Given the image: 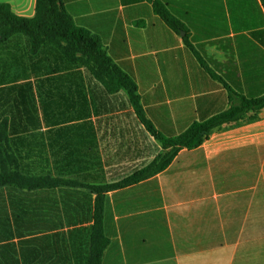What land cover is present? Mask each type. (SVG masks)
<instances>
[{
	"label": "crops",
	"instance_id": "1",
	"mask_svg": "<svg viewBox=\"0 0 264 264\" xmlns=\"http://www.w3.org/2000/svg\"><path fill=\"white\" fill-rule=\"evenodd\" d=\"M0 2L18 15L35 13L36 0ZM60 3L76 25L99 38L106 54L133 80L143 115L164 135L225 109V84L246 97L264 93L262 0ZM9 40L27 38L19 33ZM37 54L45 62L62 60L68 66L67 76L45 82L62 81L69 92L95 103L66 128L71 163L81 162L76 150H89L82 164L96 174L51 175L89 184L113 182L135 167L123 172L128 159L110 158L103 150L116 145L134 149V159L147 140L154 150L136 164L140 166L163 149L114 78L96 79L83 66H76L82 76L72 75L75 65L52 46H43ZM107 166H114L110 173L122 168L109 175ZM13 192L18 201L10 199L8 211L21 215L20 233L0 240V246H14L13 252L9 249L12 255L0 253V264H86L94 192L76 186ZM32 193L38 197L35 206H28L21 195ZM32 207L34 222H28L25 216ZM12 217L7 216L6 225L14 228ZM103 229L109 242L101 264H264V109L254 119L214 129L195 147L181 148L161 171L108 190Z\"/></svg>",
	"mask_w": 264,
	"mask_h": 264
},
{
	"label": "trees",
	"instance_id": "2",
	"mask_svg": "<svg viewBox=\"0 0 264 264\" xmlns=\"http://www.w3.org/2000/svg\"><path fill=\"white\" fill-rule=\"evenodd\" d=\"M262 3L264 5V0ZM165 18L173 22L167 15ZM19 33L27 38L29 52L32 55H36L43 46H52L59 50L66 61L83 66L90 76L96 79L114 78L128 93L129 102L141 123L161 142L163 148L149 162L136 167L119 180L89 184L47 172L29 171L23 162V143L20 140L21 130L18 129L23 122L20 118L24 117H20L18 111L14 115L6 113L0 117V191L31 192L36 189L76 186L85 187L95 193L86 264H101L103 252L109 242L103 229L105 194L108 190L138 182L161 171L169 165L181 148L195 147L214 129L225 124L254 119L257 112L264 109V93L246 97L225 84L229 92L228 105L225 109L204 120L194 121L177 134L164 135L143 115L133 80L106 54L96 35L74 23L60 0H36L35 13L32 17L18 15L11 10L9 4L0 2V45ZM104 84L108 87L107 83ZM20 216L13 213L11 219L15 222L14 228L6 225L9 218L0 223V240L15 237V231L19 235ZM0 253L11 255L8 245L0 246Z\"/></svg>",
	"mask_w": 264,
	"mask_h": 264
},
{
	"label": "rangeland",
	"instance_id": "3",
	"mask_svg": "<svg viewBox=\"0 0 264 264\" xmlns=\"http://www.w3.org/2000/svg\"><path fill=\"white\" fill-rule=\"evenodd\" d=\"M74 65L71 74L82 76L83 72L76 67L79 65ZM67 69L66 62L62 60L52 64L43 61L41 54H30L27 41L8 40L0 45V117L5 113L14 115L17 111L20 117H24L20 118L23 122L19 125L27 129L20 133V140L23 143L22 157L31 172H49L65 176L92 174V172L96 174V171L87 170L91 166L82 164V156L87 155L89 150L83 148L76 150L81 162L71 163L70 160H73L74 155L69 157L72 147L67 139L69 133L66 128L71 120L82 119V116L75 115L81 114L83 110L95 108L94 101L88 98L83 100L82 94L78 92L72 94L62 81L61 83L44 81V78L54 76L64 78L67 76ZM140 149L142 150H136L137 156L134 159L130 158L134 149H117V145L115 149H107L103 152L110 158L121 156L128 159V165L124 163L122 165H127V168L122 170L126 172L127 169L139 167L136 164L146 160L152 154L154 147L151 148L149 141L143 140ZM97 151L92 149L90 152ZM113 167L107 166L105 174L111 175L114 169L122 168L115 167L110 173ZM21 196H25L26 199L22 197L21 200H25L28 206H35L38 197L35 193ZM10 199L18 201V193L7 190L0 192V220H6L8 215L13 216L10 209L8 211ZM34 216L33 207L28 208L25 219L34 222ZM8 247L14 249L13 245Z\"/></svg>",
	"mask_w": 264,
	"mask_h": 264
}]
</instances>
